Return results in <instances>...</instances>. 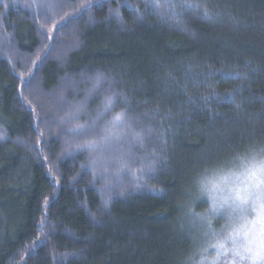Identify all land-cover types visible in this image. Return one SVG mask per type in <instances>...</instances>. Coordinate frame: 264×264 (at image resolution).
Listing matches in <instances>:
<instances>
[{
  "label": "trees",
  "instance_id": "trees-1",
  "mask_svg": "<svg viewBox=\"0 0 264 264\" xmlns=\"http://www.w3.org/2000/svg\"><path fill=\"white\" fill-rule=\"evenodd\" d=\"M158 2L0 0V264L217 253L229 212L206 190L264 147V0ZM113 94L99 124L125 111L143 143L77 147L92 137L70 129Z\"/></svg>",
  "mask_w": 264,
  "mask_h": 264
},
{
  "label": "snow or ice",
  "instance_id": "snow-or-ice-1",
  "mask_svg": "<svg viewBox=\"0 0 264 264\" xmlns=\"http://www.w3.org/2000/svg\"><path fill=\"white\" fill-rule=\"evenodd\" d=\"M166 5L167 0L165 4L159 2L156 4L158 8ZM186 6L193 7L190 3ZM207 14L205 10V15ZM57 27L53 25L54 29ZM49 39L52 37L50 36ZM95 80L94 89L103 80V75L97 74ZM114 105L115 95L105 96L102 108L97 111L90 123H77L70 129L75 137L88 135L92 137L84 144H78L77 147L99 152L101 155H110L129 134L134 141L143 143L142 133L136 132L128 123L125 111L115 112L111 119L106 120L102 125L99 124L107 113L112 112ZM83 108L84 105L81 104L73 112L66 114L67 122L76 120ZM236 161H239L238 170L230 169L227 175L221 177L219 183L212 185L213 191L218 190L221 185L228 186V196L219 206L214 199L212 211L216 213L227 205L229 223L225 226L226 234L213 233L215 243L211 247L216 249L217 257L231 253L232 264H241L243 261H249L250 264H264V147L259 150L250 148L244 155L238 153L229 163L235 165ZM223 167L225 166H221L220 170H223ZM201 183L202 188L207 187L203 181Z\"/></svg>",
  "mask_w": 264,
  "mask_h": 264
},
{
  "label": "rangeland",
  "instance_id": "rangeland-1",
  "mask_svg": "<svg viewBox=\"0 0 264 264\" xmlns=\"http://www.w3.org/2000/svg\"><path fill=\"white\" fill-rule=\"evenodd\" d=\"M220 179L221 178H217V179H215V180H213L212 181V184H210L208 187H210L211 185H213V184H215V183H219L220 182ZM227 188H228V186L227 185H221V187L218 189V190H215V191H213L212 190V186L209 188V189H207L206 190V192H207V195H208V197L211 199V201L212 200H214L215 199V201H217L219 204H221L219 201H220V199L222 198V197H226V196H228V190H227ZM221 189L222 190H227V192L224 194V195H222L221 194ZM224 197V198H225ZM213 203V202H212ZM224 209H226V211H228L229 212V209L228 208H224ZM228 218V217H227ZM236 223H239V221H235ZM191 223V222H190ZM229 223V220L226 222V224H228ZM194 224V223H193ZM226 224H224L225 226H226ZM198 227H200L199 225H197ZM224 230H225V228H224ZM213 243H215V239L214 240H212V244ZM209 248L211 247V245H207ZM213 248V247H212ZM214 249V248H213ZM215 251H216V249H214ZM206 264H232V256H231V253H229L227 256H224V255H221V256H219V257H217V253L216 254H214V257H213V259L211 260V261H209V262H207ZM241 264H250V262L249 261H243V262H241Z\"/></svg>",
  "mask_w": 264,
  "mask_h": 264
}]
</instances>
